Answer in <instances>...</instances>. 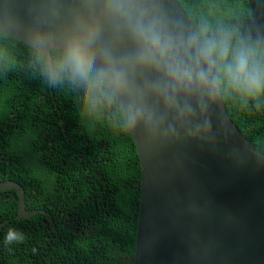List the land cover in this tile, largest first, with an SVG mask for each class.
Wrapping results in <instances>:
<instances>
[{
    "label": "trees",
    "instance_id": "16d2710c",
    "mask_svg": "<svg viewBox=\"0 0 264 264\" xmlns=\"http://www.w3.org/2000/svg\"><path fill=\"white\" fill-rule=\"evenodd\" d=\"M177 1L195 28L206 21L264 48V0ZM78 94L67 79L50 83L33 48L0 34V182H16L27 209L48 213L17 219L18 195L0 192V264L134 262L141 174L135 145L114 107L90 111ZM223 102L264 155V105ZM10 229L23 242L6 244Z\"/></svg>",
    "mask_w": 264,
    "mask_h": 264
},
{
    "label": "clouds",
    "instance_id": "9594fccd",
    "mask_svg": "<svg viewBox=\"0 0 264 264\" xmlns=\"http://www.w3.org/2000/svg\"><path fill=\"white\" fill-rule=\"evenodd\" d=\"M50 9L56 18L64 6L53 0ZM69 11V30L30 31L34 55L50 83L76 85L79 102L90 111L114 107L122 131L139 134L146 149L175 139L180 130L210 137L219 100H236L245 109L249 101L257 110L264 105V48L234 38L227 28L214 30L202 21L189 30L164 0H75ZM18 25L13 12L0 17L6 31ZM23 239L10 229L5 243Z\"/></svg>",
    "mask_w": 264,
    "mask_h": 264
},
{
    "label": "water",
    "instance_id": "95a60500",
    "mask_svg": "<svg viewBox=\"0 0 264 264\" xmlns=\"http://www.w3.org/2000/svg\"><path fill=\"white\" fill-rule=\"evenodd\" d=\"M55 2L64 10L53 18V0H0V17L13 12L19 20L0 34L32 48L28 34L36 27L69 30L75 0ZM164 2L172 17L195 29L177 0ZM131 137L141 173L133 264H264V155L227 114L223 99L212 106L210 137L180 130L151 149L139 134ZM6 190L18 195L17 219L37 212L48 216L26 208L16 182H0V192Z\"/></svg>",
    "mask_w": 264,
    "mask_h": 264
}]
</instances>
